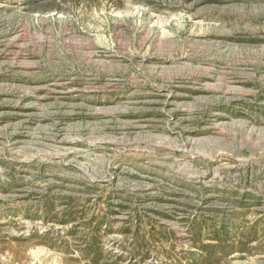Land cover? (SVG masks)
I'll return each instance as SVG.
<instances>
[{"label": "rangeland", "instance_id": "rangeland-1", "mask_svg": "<svg viewBox=\"0 0 264 264\" xmlns=\"http://www.w3.org/2000/svg\"><path fill=\"white\" fill-rule=\"evenodd\" d=\"M0 264H264V0H0Z\"/></svg>", "mask_w": 264, "mask_h": 264}]
</instances>
